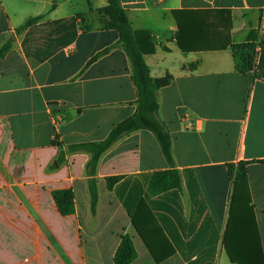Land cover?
I'll return each mask as SVG.
<instances>
[{"label":"crops","instance_id":"0c3cea01","mask_svg":"<svg viewBox=\"0 0 264 264\" xmlns=\"http://www.w3.org/2000/svg\"><path fill=\"white\" fill-rule=\"evenodd\" d=\"M52 1L0 0V49L12 43L0 60V264H115L123 236L137 252L131 264H232L224 239L240 163L264 253V0H120L133 29L155 43L145 56L151 76H173L158 92L159 116L182 188L149 194L169 165L155 136L136 131L100 158L95 213L90 155L67 147L105 140L136 113L137 91L118 33L104 29L107 0H58L50 10ZM242 44L254 47L251 71L236 67L232 47ZM58 190L73 191V214L60 213ZM139 230L149 240L153 231L164 261Z\"/></svg>","mask_w":264,"mask_h":264},{"label":"trees","instance_id":"16d2710c","mask_svg":"<svg viewBox=\"0 0 264 264\" xmlns=\"http://www.w3.org/2000/svg\"><path fill=\"white\" fill-rule=\"evenodd\" d=\"M58 0L52 1L50 10H54ZM208 15L209 11L200 12ZM104 29L115 30L119 35L118 45L127 54L131 64V80L137 91V110L136 113L117 124L110 132L108 137L103 141L88 142L71 145L67 147V153L84 152L90 155V160L86 165V174L89 177V192L91 198V211L96 212L99 192L98 179L96 178L97 168L102 155L108 151L122 137L140 130L150 131L158 141L161 152L169 165L166 170H159L153 174L149 184V194L156 196L169 190L182 188V179L179 170L175 167L174 157L172 154V139L169 134L167 125L159 116V97L158 92L169 86L173 76L167 74L161 78L151 76L150 68L146 63L145 56L152 55L156 52V46L151 35L145 30H134L123 8L120 0H107V6L101 10ZM46 14L31 17L17 29L20 34L30 26L45 19ZM183 28L180 25L177 34L178 45L187 53L183 45ZM262 49L261 64L259 69L264 71V36L260 42ZM12 47L11 42H7L0 49V60L3 59ZM105 49L91 62H94L100 56L109 52ZM236 67L241 72L252 70L254 59V47L249 44L234 45L232 47ZM197 64L189 66V70H195ZM53 144L62 148V144L55 136ZM58 164L65 162L64 153L60 151L57 159ZM234 168L229 165V172L232 173ZM248 170L245 163L238 164L234 179V189L231 200L230 217L225 233L224 246L232 264H264V253L257 228L256 219L253 213V207L250 205V198L247 187ZM120 180V177L108 178L107 189L112 190L114 184ZM54 200L62 215H70L75 212L74 193L72 190H58L53 192ZM144 243L149 249L156 263H160L165 258H159L156 254L158 248V239L150 230V240L147 239L141 230H139ZM174 251L169 254H173ZM137 258V252L133 241L129 236H123L121 245L115 255V264H131Z\"/></svg>","mask_w":264,"mask_h":264}]
</instances>
